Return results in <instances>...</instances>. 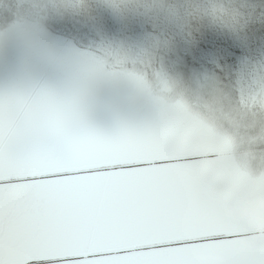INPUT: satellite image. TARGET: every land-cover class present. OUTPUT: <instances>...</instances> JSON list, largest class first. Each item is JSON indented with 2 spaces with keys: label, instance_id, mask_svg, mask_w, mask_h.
Returning a JSON list of instances; mask_svg holds the SVG:
<instances>
[{
  "label": "snow or ice",
  "instance_id": "snow-or-ice-1",
  "mask_svg": "<svg viewBox=\"0 0 264 264\" xmlns=\"http://www.w3.org/2000/svg\"><path fill=\"white\" fill-rule=\"evenodd\" d=\"M159 103L160 123L106 133L80 92L0 96V264H264V172L182 101ZM37 192L99 195L66 237L24 247L12 217Z\"/></svg>",
  "mask_w": 264,
  "mask_h": 264
},
{
  "label": "rangeland",
  "instance_id": "rangeland-1",
  "mask_svg": "<svg viewBox=\"0 0 264 264\" xmlns=\"http://www.w3.org/2000/svg\"><path fill=\"white\" fill-rule=\"evenodd\" d=\"M34 72L78 77L86 96L114 103L125 118L97 127L106 133L156 125L159 101L180 100L227 133L242 165L264 172V0H0V96L33 97ZM92 197L25 194L16 241L66 237L84 223L71 209Z\"/></svg>",
  "mask_w": 264,
  "mask_h": 264
},
{
  "label": "crops",
  "instance_id": "crops-1",
  "mask_svg": "<svg viewBox=\"0 0 264 264\" xmlns=\"http://www.w3.org/2000/svg\"><path fill=\"white\" fill-rule=\"evenodd\" d=\"M41 73V72H40ZM33 73V98L42 91L57 92L58 96H64L70 89L79 90L84 95V105L89 121L96 127L112 126L119 124L125 118L119 115L117 108H113L111 101L103 99L100 92L88 96L85 95L87 88L85 83H78V77L68 76L63 72ZM95 93V92H94ZM121 112V111H120ZM111 122L113 124L111 125ZM108 122V123H107ZM99 195L94 193V196Z\"/></svg>",
  "mask_w": 264,
  "mask_h": 264
},
{
  "label": "bare ground",
  "instance_id": "bare-ground-1",
  "mask_svg": "<svg viewBox=\"0 0 264 264\" xmlns=\"http://www.w3.org/2000/svg\"><path fill=\"white\" fill-rule=\"evenodd\" d=\"M165 79V78H164ZM161 85V84H160ZM162 86V85H161Z\"/></svg>",
  "mask_w": 264,
  "mask_h": 264
}]
</instances>
